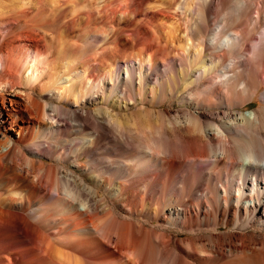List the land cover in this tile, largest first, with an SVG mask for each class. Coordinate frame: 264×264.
I'll list each match as a JSON object with an SVG mask.
<instances>
[{
  "label": "bare ground",
  "instance_id": "bare-ground-1",
  "mask_svg": "<svg viewBox=\"0 0 264 264\" xmlns=\"http://www.w3.org/2000/svg\"><path fill=\"white\" fill-rule=\"evenodd\" d=\"M19 1L0 13V50L9 38L16 43L0 83V226L18 221L38 240L0 230V264H264V108L230 109L246 80L239 81L236 61L217 69L210 58L245 41L223 21L209 30L203 8L212 14L214 0H163L154 12L191 13L182 48L145 49L98 75L99 63L85 59L75 82L60 76L58 85L40 84L47 61L28 33L96 41L107 27L117 32L110 25L116 14L137 29L146 0ZM200 28L208 32L201 50L190 38ZM79 48L67 46L66 56ZM237 58L245 73L244 56ZM22 87L24 99L5 98ZM38 88L42 103L32 96ZM163 104L177 108L150 109ZM57 209L75 227V263L72 255L53 256L55 247L30 222Z\"/></svg>",
  "mask_w": 264,
  "mask_h": 264
},
{
  "label": "rangeland",
  "instance_id": "rangeland-1",
  "mask_svg": "<svg viewBox=\"0 0 264 264\" xmlns=\"http://www.w3.org/2000/svg\"><path fill=\"white\" fill-rule=\"evenodd\" d=\"M18 1L19 0H0V13L5 12L10 8H14V5H17L20 2ZM100 1L92 0L91 3L95 6ZM237 1L238 0H224L221 4H218V2L214 0L212 2L214 3L213 13L207 15V7L205 6L203 8L202 18L203 21L206 22L209 30L223 21V23L227 25V30L237 31L244 38L245 44L240 49L234 48V50L230 49L229 51L225 52H217V59H219H210L213 63L219 62L218 65H216L217 69L223 68V66L229 64L230 62H237L236 64L238 65H236L235 70L239 71L238 79L239 81L246 80V83L245 85H240L239 81H236L234 83V86L239 84L238 88L241 90H239L241 95H231L232 97H234V99L231 98V100H233H230V109L233 111L241 112L243 115H247L252 111L264 108V35L262 34L264 29V0H249L248 2L250 3L245 9H239L238 6H235L238 3ZM142 7L144 13L136 18V26L138 27V30L134 28V25L132 24L123 23V19L126 18L127 15L116 14V20L113 23H110V25L113 24L112 26H114L113 28L114 30H117V32H111L107 27L104 29L107 35H105V37L101 36L102 38L99 37V39H97L96 41L90 40L88 38H86V41H84L85 38L84 40H81V38L78 37L80 34L74 33H66L64 35L61 34L57 36L52 35V37L45 36L43 33H40L39 35L28 33L34 49L42 53L47 61V73L41 78L40 84L49 83V85H51L54 83L55 85H58V78L60 76L68 79L69 84L73 83V81L75 80L73 71L77 68L80 70L88 68H82L81 62L83 63L85 59H87V61L89 59V61L95 59L97 61V64L99 63V65H97L96 71L93 72L95 73V75H98L101 72L112 69L117 60H122L123 62L129 61L131 59H134L136 54L145 51V49L146 51H150V49H155L157 47L164 48L165 51H167V48L180 49L186 44L183 19H185V17L187 16H191V13L188 12V10L184 15H181L179 12L176 13V11L174 12L170 10L164 16L152 17L154 16V12L163 9V0H146ZM146 13L147 18H152V20L148 23L149 25L147 24V26L144 25ZM132 17V15H129V19H132ZM4 37L5 33L4 31H1L0 44L1 41L4 40ZM44 37L46 39H44ZM51 38L53 40H51ZM190 38L193 42V46L201 50L202 48H205L204 40L208 38V32L206 31L205 34V32H203V30H201L200 28L195 33H193ZM253 40L259 41L261 43V46L255 49L250 48V44L251 42H253ZM73 43L79 45V50L73 56H66V47L72 45ZM15 46L16 43L13 38H9L2 44V49L0 50V83H2V81H5L4 64L7 60L6 56L12 54ZM113 52L114 57L112 58ZM103 55L105 56L104 59L102 58ZM240 55L244 56L243 63L246 64V66L248 65L245 69V73L241 71L242 67H239V61H237V57ZM221 56H223L224 58H222ZM100 58L103 59V62H101ZM245 74H247V79ZM24 76H26V73L24 74ZM39 86L40 85H38V87ZM234 86L232 85L230 89H233ZM24 90V87L16 88L14 89V91L4 93V96L5 98H15L13 96L16 95L24 99ZM32 94L34 99L36 98L35 100L40 103L44 102L46 99V93L44 91H41L40 88H38V90ZM175 106L176 105L174 104H171V106L163 104V106H156L150 109H156V111L162 109L174 110L177 108V106ZM64 107L69 108V106L67 105H64ZM87 109L90 112L95 111L94 106H91ZM9 133L13 134L11 140H15L16 135L13 132ZM1 150L3 149L0 148V151ZM44 161L46 162V164L52 166L71 169V165L69 163L53 162L50 159H45ZM168 179L169 177L167 176L163 181L166 183V181L168 182ZM163 181L161 182L163 183ZM46 214V219L44 218V220L41 219L38 221L31 219V224L36 226L37 228L39 227L38 232L46 239L47 243L49 242V245L52 249L55 247L53 249L55 252L53 256L55 255L56 257L57 255L58 259L63 257L60 259L63 261L67 259L64 254L72 255V258L74 256L76 257L73 258V263H75L74 260H76L77 262L78 259L81 258L77 253H73L72 249L70 248V243L73 242L75 238V227H73L74 225H72L73 222H69L68 220L70 217L59 209L48 212ZM0 230L4 233L5 237L8 236L9 238L15 239L16 237H20L21 240H26L31 244L38 240V236L36 234H27L25 232V229L23 228V224L18 221H6L3 223V225L1 224ZM7 232L9 233V235Z\"/></svg>",
  "mask_w": 264,
  "mask_h": 264
}]
</instances>
